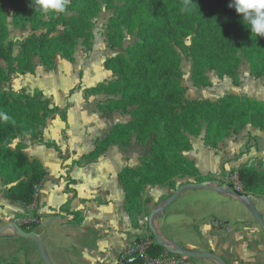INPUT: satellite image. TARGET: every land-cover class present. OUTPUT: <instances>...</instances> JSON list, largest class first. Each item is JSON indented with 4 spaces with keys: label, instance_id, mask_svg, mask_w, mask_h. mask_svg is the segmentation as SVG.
I'll use <instances>...</instances> for the list:
<instances>
[{
    "label": "trees",
    "instance_id": "16d2710c",
    "mask_svg": "<svg viewBox=\"0 0 264 264\" xmlns=\"http://www.w3.org/2000/svg\"><path fill=\"white\" fill-rule=\"evenodd\" d=\"M120 2L122 5L109 24L110 46H123L125 30H138L140 41L128 47L126 53L105 59V69L116 74V79L100 82L84 91L112 95L98 102L99 109L104 113L122 111L131 118L117 123L83 158L95 161L113 144L129 146L132 135L139 144H150L151 152L140 166L126 167L119 173L132 217V205L143 185L170 183L173 176L188 173L189 167L196 169L183 154L192 148L191 136L201 133L205 124L206 141L214 148L248 124L264 130V101L254 96L242 97L231 92L219 101L186 100L181 58L174 44L178 39L195 34L191 50L194 86L213 85L206 74L208 69H215L220 77L231 76L233 84L239 86L238 71L243 59L250 64L255 78L264 77V37L252 35L242 15L228 6L231 0H193L190 5H186L185 0ZM30 3L31 0H0V59L6 64L0 65V113L9 117L0 119V178L8 187L9 198L25 206L37 203V189L46 180L48 171L41 160L26 152L25 144L13 147L12 143L18 135L42 137L48 117L61 108L52 105L42 91L16 93L14 89L6 90L4 84L15 74H35L36 56L49 69L55 66L57 55L74 61L79 41L83 39L86 43L90 39L92 18L99 7V0H72L67 14H50L46 19L34 11ZM8 7L14 9L15 25L24 28L30 25L35 32L46 29L39 35L34 33L27 37L17 55L7 26ZM70 12L76 14L69 17ZM59 26H64V30L56 34ZM222 32L226 41L215 48L212 43L216 41V34ZM62 119L66 122L68 118L64 115ZM44 143L54 148L63 161L70 158L69 152H64L58 144ZM237 176L242 188L238 189L233 183L227 186L238 195L264 196V165L241 167ZM204 181L207 179L199 175L196 182ZM72 213L74 221L82 219L79 212ZM39 223L37 219L20 225L26 231H33ZM164 250L165 246L153 235L146 248L147 258L137 259L133 264L156 261L163 257Z\"/></svg>",
    "mask_w": 264,
    "mask_h": 264
},
{
    "label": "crops",
    "instance_id": "0c3cea01",
    "mask_svg": "<svg viewBox=\"0 0 264 264\" xmlns=\"http://www.w3.org/2000/svg\"><path fill=\"white\" fill-rule=\"evenodd\" d=\"M239 75L240 85L235 86L231 80L224 79L226 81L223 83V79L212 74L213 87L219 89L227 86L230 89L227 93L259 98L257 94L260 95L259 87L264 85L263 78L256 79L251 73L245 77L248 80L246 85L241 72ZM87 87L86 85L85 88ZM97 98V104L105 99L102 94L97 95ZM69 105L71 108V102H68L66 108ZM70 108L67 121L61 118L60 142L47 139L46 124L42 137L35 139L27 135L12 143V146L23 143L31 157L41 160L34 149L41 148L48 152L55 150L44 142L56 143L62 150L67 144L70 158L67 161L59 158L61 168L68 173V178H71L69 175L72 176L75 169L89 166H96L98 175H88L85 181L73 176L70 179L73 181H51L48 172L46 180L37 189V203L30 206L11 200L7 194L8 187L0 178V227L11 221L21 224L38 219L40 223L33 231L41 235L45 251L53 264H128L124 261L128 251L137 248L142 239L150 242L153 236L147 211L162 205L178 188L148 185L145 193L151 200L145 204L144 214L135 224L127 206L119 173L123 168L135 165L134 153L148 152L149 145L139 144L134 136L129 146L122 143L111 145L94 162H82L81 166L75 164L73 167L80 157L83 159L84 155L95 148L98 138L90 145L89 153L72 159L71 148L75 142L71 137ZM118 113L122 114L121 111L103 114L119 116ZM120 118H116L114 122ZM129 120L128 117L124 122ZM48 121L49 119L47 123ZM115 124L106 126L105 135ZM63 129L66 131L63 132ZM135 144L142 146L137 152L135 149L139 147ZM56 153L58 154L57 151ZM186 154L195 161L201 175L225 178L230 172L235 171L236 174L241 167L257 164L259 161L264 163V130L247 125L217 148L208 145L202 134L194 138V148ZM234 183L238 189L242 188L239 181ZM253 210L264 220L263 195H238L207 189L183 191L172 204L160 208L154 219L155 229L165 250L162 258L148 264H168L171 260H175L176 264H222L209 256L180 255L177 253L178 249L189 253H212L226 264H264V228ZM72 212H79L82 219L74 221ZM0 264L45 262L34 239L20 237L14 229H9L0 235Z\"/></svg>",
    "mask_w": 264,
    "mask_h": 264
},
{
    "label": "rangeland",
    "instance_id": "374dc122",
    "mask_svg": "<svg viewBox=\"0 0 264 264\" xmlns=\"http://www.w3.org/2000/svg\"><path fill=\"white\" fill-rule=\"evenodd\" d=\"M121 5L122 4L120 0H99V7L96 10L95 16L92 18L90 39L86 43H84L83 39L79 41V44L76 48V52L74 55V61H70L62 57L61 55H57L55 57V66L52 69H49L45 67L40 62V58L36 56L34 58L36 64L35 74H29V73L15 74L11 76L10 82L4 84V88L6 90L14 89L16 93H19L22 90L26 91V93L29 94H34L36 92L42 91L45 97H47L51 101L52 105L60 106L61 110L53 113L48 118L49 121L47 123V126L45 127L46 137L49 141H53V142L61 141V135H62L61 118H63L64 115L68 117L70 105L68 108H66V105L68 104V102H71V108H70L71 137L74 140L73 142H75L72 144V148H71L72 159H78L82 154L89 153L91 150L90 145H92L97 138L102 139V137L105 135L106 126H108L109 124H115L117 122L123 123L125 119H128V117L131 118L130 115H127V113L122 111H121L122 112L121 115L120 113H118L119 116L117 114L114 115L103 114L104 112H101L97 106V101H98L97 95L88 94L84 91L86 85L88 87L95 86L100 82H109L113 79H116L117 77L116 74L105 69L104 67L105 59L110 56L117 55L119 53H126L128 47H132L136 42L140 41L138 30H135L134 32H129L125 30L123 46L121 48H112L110 46L108 39L109 24L111 22L112 17H114L117 14V10L121 7ZM13 14H14V9L8 7L7 26L9 29L10 40H12L15 44L14 54L17 55L21 49L20 47L21 43L27 37L31 36L34 33L39 35L45 32L46 29L42 28L35 32L32 30L30 25H28L25 28L22 26H17L13 21ZM75 14H76L75 12H70L68 15L69 17H71ZM45 18L48 19V16H45ZM63 30H64V26H59L56 30V34L63 32ZM194 37L195 34H192L190 36L184 37L181 40L178 39V43L174 44L181 58V69L183 71L182 83L187 90L185 94V99L186 100L216 99L212 101H219L223 95L229 92L230 89L227 86L219 89L214 88L213 87L214 82L212 81V77H211L212 74L218 76L223 80L228 79L233 82V79L231 78V76L228 75L226 76L221 75L222 77H220V74L215 69H208L206 71V74L211 79L213 85L210 87L194 86L192 80L193 70H194V58L191 54ZM225 41H226L225 33L222 32L216 34V41L213 42L212 44H214V47L217 48V45H222ZM181 44L186 47H183ZM210 51L204 53L203 59H206L205 57L208 55ZM0 65L6 66L5 62L2 59H0ZM240 72L242 73L244 79L245 77L251 75L252 73L250 64L246 59L242 60L238 73ZM261 78H263L264 81V77ZM256 79H260V78H256ZM225 81L226 80H224L223 83H225ZM246 82H247L246 85H248V80H246ZM77 86L78 88L74 91V93H71L73 88ZM259 93L260 95L257 94L259 98L256 96L254 97L264 101V85L259 87ZM102 95H104L105 99L107 97L112 96L109 94L108 95L102 94ZM240 96L245 97V96H253V95L246 94ZM126 115L127 117L125 118ZM106 117L108 118L104 120V118ZM116 118H120V119L119 121L114 122ZM248 125L253 126L252 124H248ZM114 126H112V128ZM67 127H69V125ZM64 131L66 130L63 129V132ZM202 134L204 135L205 142L207 143L206 124L204 125V128L202 129L201 133L191 136L192 148L188 151H185L183 154L187 159L191 160L194 163L195 168L197 170L198 168L196 166L195 161L191 159L189 156H187L186 153L194 148V138H197ZM24 136L27 135H18L17 138L13 141V143L20 140ZM134 136L135 135H132L133 139ZM221 143H219V146L221 145ZM148 145H149L148 152H144L143 154H141L140 152L134 153L135 157H133V161H134L133 163H135V165L127 166V168H137L138 166L141 165L142 159L151 152L150 144ZM135 146L139 147L135 149V152H137L138 149L140 150V147H142L139 144H135ZM33 151L35 154L39 156L41 161L46 166L48 172L51 175V181H65L67 179L68 181H73L70 180L72 176L77 179H80L81 181H85V177L88 175H90L91 177H93V175L95 176L98 175L97 167L89 166L85 169H81V168L75 169V171L71 174L72 176L69 175V177L71 178H68V173L65 171L63 172L61 168V163H60L61 160L55 150H52L53 152H48L45 151L44 149L36 148ZM63 151L69 152L67 144ZM82 162L89 164L94 161H91V159H89L88 157L87 158L85 157L83 159H81L80 157L72 166L75 167V164L81 166ZM252 165L256 167H261L262 165H264V163L259 161L257 164L253 163ZM196 169H194V167L193 168L189 167L188 173L182 172L177 176H173L170 179V183L159 184V185H168L174 189H177L180 185L185 184L187 182L188 183L191 181L196 182L199 178V175H201L199 174V172H197ZM201 176L206 178L207 182L213 181V182H209L212 185H218L229 188L227 184L233 183L235 187H237L236 183H234L235 181H238V179H236L235 177L236 176L235 171L228 173L225 176V178L222 177L215 178L211 176L207 177L204 175ZM147 186L148 185L142 186L140 196L136 198V201L132 205V207L134 208L133 209L134 213L132 217H133V222L135 224L138 223L139 217L143 216L144 214L143 207L145 206L146 203L149 202V200H151V198L149 196H146L145 193ZM166 201L157 208L154 207L151 209V211L150 210L147 211L146 216L148 220L150 219V215H152L155 211H157V214L154 216V219L156 218V216H158L160 208H162L166 204ZM155 240L157 239L155 238ZM145 241L146 239H142L139 242V244H143L145 243Z\"/></svg>",
    "mask_w": 264,
    "mask_h": 264
},
{
    "label": "clouds",
    "instance_id": "9594fccd",
    "mask_svg": "<svg viewBox=\"0 0 264 264\" xmlns=\"http://www.w3.org/2000/svg\"><path fill=\"white\" fill-rule=\"evenodd\" d=\"M193 0H185L190 5ZM71 0H31L30 7L43 16L50 14H67ZM242 15L243 23L252 35L264 37V0H231L228 5ZM0 119L8 120L6 114L0 113Z\"/></svg>",
    "mask_w": 264,
    "mask_h": 264
},
{
    "label": "water",
    "instance_id": "95a60500",
    "mask_svg": "<svg viewBox=\"0 0 264 264\" xmlns=\"http://www.w3.org/2000/svg\"><path fill=\"white\" fill-rule=\"evenodd\" d=\"M188 189H207V190H212V191H228L231 192L233 194H237L235 189L232 188H227V187H222V186H218V185H212L207 181L204 182H189V183H185L182 184L178 187V189L175 191V193L170 196L168 198V200L166 201V204L163 207H167L168 205L172 204L175 200L178 199L179 195ZM253 213L256 217V219L259 221V223L262 225V227L264 228V220L263 217L256 211L253 210ZM157 214V211H155L151 217H150V227L153 231L154 236L156 237L157 241L163 245V241L161 240V237L159 236L158 232L155 229L154 226V216ZM9 229H14L16 232V235L20 236V237H24V238H32L34 239L39 247V250L41 252V255L43 257V260L45 262V264H53L52 261L49 259L46 251H45V247L43 244V240L41 238V235L38 234L36 231H26L24 230L20 224H18L17 222L11 221L3 226L0 227V235L4 232H6ZM177 253L186 257H203V256H209L212 257L214 259H217L218 261H220L222 264H226L223 259H221L220 257L212 254V253H205V254H200V253H189L185 250L182 249H178Z\"/></svg>",
    "mask_w": 264,
    "mask_h": 264
},
{
    "label": "built area",
    "instance_id": "2783aa9c",
    "mask_svg": "<svg viewBox=\"0 0 264 264\" xmlns=\"http://www.w3.org/2000/svg\"><path fill=\"white\" fill-rule=\"evenodd\" d=\"M235 177L236 179H238L237 173ZM148 244L149 242L148 240H146L145 243L137 245V248L129 250L128 253L124 256V261L128 264H133L137 261V259L147 258L146 248ZM168 264H176V261L171 260Z\"/></svg>",
    "mask_w": 264,
    "mask_h": 264
}]
</instances>
